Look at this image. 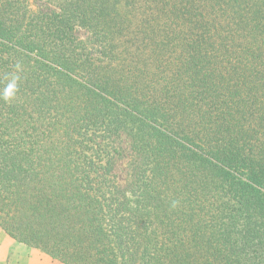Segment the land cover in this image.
Segmentation results:
<instances>
[{"label": "trees", "instance_id": "trees-1", "mask_svg": "<svg viewBox=\"0 0 264 264\" xmlns=\"http://www.w3.org/2000/svg\"><path fill=\"white\" fill-rule=\"evenodd\" d=\"M58 3L0 0V228L62 264H264V0Z\"/></svg>", "mask_w": 264, "mask_h": 264}, {"label": "rangeland", "instance_id": "rangeland-1", "mask_svg": "<svg viewBox=\"0 0 264 264\" xmlns=\"http://www.w3.org/2000/svg\"><path fill=\"white\" fill-rule=\"evenodd\" d=\"M59 1L61 0H27V3L33 12L50 14L51 12H61V5L58 3ZM92 32L93 31L90 28L77 25L75 26L74 36L78 40H82L83 44L89 46L90 49L93 50L94 48H98L99 41L96 40ZM111 143L114 148L112 149V152L108 154L109 157L112 156L113 160V168L110 171V174L113 175L112 179L115 181V184L124 189L128 181L129 158L131 156V151L128 146V141L124 138H117L115 141L112 140ZM35 249L39 250L38 248ZM40 252L45 254L42 251ZM51 259L55 264H62L52 257Z\"/></svg>", "mask_w": 264, "mask_h": 264}, {"label": "crops", "instance_id": "crops-1", "mask_svg": "<svg viewBox=\"0 0 264 264\" xmlns=\"http://www.w3.org/2000/svg\"><path fill=\"white\" fill-rule=\"evenodd\" d=\"M0 264H55L50 256L19 242L0 228Z\"/></svg>", "mask_w": 264, "mask_h": 264}]
</instances>
